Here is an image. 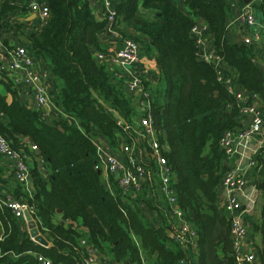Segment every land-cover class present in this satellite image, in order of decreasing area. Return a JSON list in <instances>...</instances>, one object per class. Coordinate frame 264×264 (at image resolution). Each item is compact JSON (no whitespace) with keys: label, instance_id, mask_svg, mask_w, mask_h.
<instances>
[{"label":"trees","instance_id":"1","mask_svg":"<svg viewBox=\"0 0 264 264\" xmlns=\"http://www.w3.org/2000/svg\"><path fill=\"white\" fill-rule=\"evenodd\" d=\"M29 1L0 0L1 34L15 27L9 15L28 12ZM38 1L49 6L50 20L23 44L61 80L62 89L54 101L66 117L52 123L44 120L40 111L27 107L16 91L3 84L7 95L0 93V134L15 149L30 151V143L40 152L39 157L32 152V158L43 161L41 167L49 173V180L34 162L29 164L33 192L20 183L4 189L28 204L51 246L31 239L25 221L1 204L5 190H0L4 232L0 264H40V255L55 264H85L88 248L113 264H238L231 218L221 207L218 188L226 171L221 142L228 132L240 128V113L234 96L218 81L215 67L198 59L197 39L192 33L197 18L207 23L218 54L242 86L261 98L264 111V70L255 64V44L231 39L230 0L115 2L117 22L112 28L144 45L156 60L160 80L152 86L155 98L150 112L165 145L164 157L176 175L179 205L197 233L194 257L169 235L172 228L165 201L150 191L143 199L147 211L156 210L162 218L158 224L136 200L123 201L103 186L91 137L98 131L118 149L123 134L112 113L131 124L138 106L136 98L128 97L115 82L111 66L99 62L93 53V47L100 49V36L109 33L107 21L97 19L89 0ZM252 4L264 20V0ZM263 155L264 149L260 164ZM1 168L0 186H5ZM253 177L259 197L252 235L257 257L264 264L263 164ZM59 210L61 222L56 220Z\"/></svg>","mask_w":264,"mask_h":264},{"label":"built area","instance_id":"2","mask_svg":"<svg viewBox=\"0 0 264 264\" xmlns=\"http://www.w3.org/2000/svg\"><path fill=\"white\" fill-rule=\"evenodd\" d=\"M100 2L108 24L106 28L111 35L120 39V47L109 57L98 53L95 58L101 63L109 62L115 82L128 97H134L138 102L134 122H118L123 134L118 138V149H114L109 140H103L98 131L91 137L99 159L103 186L112 195L120 196L123 201L136 200L144 211H147V207L143 199L147 197L145 194L148 191L165 201L171 221L172 239L188 252L189 257H194L198 247L197 233L179 205L174 188L176 175L164 157L165 145L159 139L150 112L155 97L152 87L146 82L144 71L139 68L145 54L140 49V43L123 37L118 30L112 28L117 22L116 0ZM230 5L237 14L228 17V28L239 35L240 43L258 45L261 34L256 29H264V25H260L253 4L240 6L236 4V0H230ZM28 7V12L24 14L27 18L34 14L39 23L36 31L42 30L51 17L49 6L45 2L30 0ZM239 24L249 29L251 34L236 31V25ZM192 33L197 39L198 59L215 67L218 81L226 86L237 101L240 128L228 132L221 142L226 171L218 193L223 211L231 218V236L237 263L260 264L254 252L251 232L252 217L256 214L259 197L257 180L253 176L262 167L259 160L264 149V113L256 105L259 96L247 91L239 82L235 71L224 63L208 35L209 27L206 23L202 26L196 23ZM14 37L12 33H8L5 39L0 33V84L10 86L24 104L26 99H32L46 121L53 116L66 117L54 101L53 93L47 88L49 70L41 60L36 59L29 47L23 43L15 44ZM28 144L30 151L15 149L0 134V155L5 161L8 175L26 190L32 180L29 166L32 152H37L35 145L33 147V144ZM3 193L5 199H2L1 204L6 205L17 219L25 221L26 212L32 216L27 203L17 200L7 190ZM3 240L4 232L0 234V243ZM82 244H86V241L83 240ZM97 254L98 252L88 248L84 263L96 264ZM38 260L40 264H55L43 255ZM103 264L113 263L106 261Z\"/></svg>","mask_w":264,"mask_h":264},{"label":"crops","instance_id":"3","mask_svg":"<svg viewBox=\"0 0 264 264\" xmlns=\"http://www.w3.org/2000/svg\"><path fill=\"white\" fill-rule=\"evenodd\" d=\"M89 1H90L91 6L94 9V12H95L97 19L100 21L104 20L103 5L101 4L100 0H89ZM236 4L240 5V6L244 5V3L241 0H236ZM236 14H237V11L233 10L232 15H236ZM257 17L259 18V14ZM26 18H27V16L21 12H17V13L9 15L8 20L15 27L11 31H7L5 33L3 32V37L6 39L8 36V33H12L15 36L14 37L15 38V44L20 45V44L26 42L28 39V36L31 33H33L34 31H36L37 27L39 26L38 19L34 16V14L33 15L31 14L27 19ZM196 20H197L196 23H198L201 26L206 23L204 20H202L200 18H197ZM261 20L262 19L259 18V21H261ZM262 23L264 24V22H262ZM236 26H237L235 28L236 31H238L240 33L243 32L247 35L251 34L249 29H247L244 25L239 24ZM256 30L259 31L261 34V41L259 42L258 45H255V47H254L255 54H256L254 61L258 67H260L261 69L264 70V29H260V30L256 29ZM231 35H232L231 36L232 41H234L236 43L240 42V38H239V35L237 33L232 31ZM99 43H100V49L93 47L94 55H96L98 53H102V54L106 55L107 57H109L120 47V39L111 35L110 33H108V34L105 33V34L101 35ZM140 49L145 54V56L142 57V62L139 64V68L145 72L146 82L149 83V86H151V87L155 86L159 83V80H160V73H159L157 66H156V60H155V58L150 57L147 54L144 45L141 44ZM108 61H110L109 58H108ZM42 64L49 70L48 66L45 63H42ZM108 64H109V62H108ZM0 88H1L0 93L2 95H7V90H6L5 86L0 84ZM47 88L51 93H53V97H55L59 92H61V89H62L61 80L59 78H57L56 76H54L50 71H49ZM25 104L27 107L34 109V110H37V107H36V105L32 99H26ZM256 105L263 111V102H262L261 98L257 99ZM263 113H264V111H263ZM54 119H55V117L53 116V117H50L48 121H50L52 123ZM3 120L5 122H8L7 118H3ZM101 138L103 140H108L103 135H101ZM31 146L34 147V144ZM35 154H36V152H35ZM262 161H263L262 164L264 167V155H263ZM34 162H36V164H37L36 168L41 169V174H42L43 178L48 181L49 180V173L47 172V170H45L41 167L43 161H38V160H35L34 158H32L30 164L33 166ZM0 166L2 167L1 169L3 170V172H2L3 176H4L3 178H4V180H6L5 186L1 185L0 190L3 191V190H5L4 188H6V189L7 188L8 189L14 188L18 183L14 182L10 178V176L8 175L7 169L5 167V161L1 155H0ZM29 185H30V187L27 191H29L31 193L34 191V187L32 185V182H30ZM148 196H150V193H148ZM146 214L149 217H152L158 224L162 223V218L160 217V215L158 214V212L156 210L147 211ZM32 219L37 223V221L33 218V216H32ZM56 220H57V222H61L63 220L62 212H58ZM25 225H26V231L28 232V234L30 235L32 240L38 242L39 244L43 245L44 247H50L51 246V242L44 235L41 234L40 230H39L38 235L32 236L30 233V229L28 227V221L27 220H25ZM65 225H67V224H65ZM37 227H38V224H37ZM2 233H3V229L0 225V234H2ZM79 233H80V231H79ZM169 235L172 236L171 232L169 233ZM38 239H42L44 242H46V244H42ZM254 252H255V254H257L256 250H254ZM0 255H1V251H0ZM96 257L98 258V261L96 262V264H103L104 262L109 261L108 258L104 259L99 254H97ZM257 259L259 261L258 257H257Z\"/></svg>","mask_w":264,"mask_h":264},{"label":"water","instance_id":"4","mask_svg":"<svg viewBox=\"0 0 264 264\" xmlns=\"http://www.w3.org/2000/svg\"><path fill=\"white\" fill-rule=\"evenodd\" d=\"M244 4H251L252 2H254L255 0H241ZM216 95H218V93H216ZM113 116L115 117L116 120L121 121V117L113 111ZM36 154L38 156H40V152L37 151ZM58 212H62L61 210H59ZM26 216V220L28 221V227L30 229V233L32 236H36L39 234V228L37 227V223L32 219V216L29 214V212L25 213ZM42 244H46V242H44L42 239H38ZM36 242V241H35ZM38 243V242H37ZM39 244V243H38ZM41 245V244H40ZM43 246V245H42Z\"/></svg>","mask_w":264,"mask_h":264},{"label":"rangeland","instance_id":"5","mask_svg":"<svg viewBox=\"0 0 264 264\" xmlns=\"http://www.w3.org/2000/svg\"><path fill=\"white\" fill-rule=\"evenodd\" d=\"M259 19V18H258ZM262 22H264V20H261ZM261 21H259L260 22V25H264ZM142 62V61H141ZM145 73V72H144ZM144 76H145V74H144ZM146 79V78H145ZM1 89V88H0ZM256 215V214H255ZM255 215L252 217V221H253V219H254V217H255ZM251 232H253L252 231V229H251Z\"/></svg>","mask_w":264,"mask_h":264}]
</instances>
